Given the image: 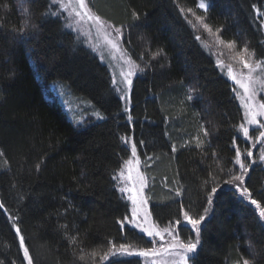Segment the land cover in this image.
<instances>
[{"label":"trees","instance_id":"16d2710c","mask_svg":"<svg viewBox=\"0 0 264 264\" xmlns=\"http://www.w3.org/2000/svg\"><path fill=\"white\" fill-rule=\"evenodd\" d=\"M198 2L93 0L101 16L123 27V45L144 69L134 79L129 122L108 68L66 29L56 3L0 0V202L6 209H0V264H26L15 226L33 264H142L136 254L100 259L113 244L142 247L144 241L127 226L122 233L117 223L129 212L113 179L127 155L122 136L143 152L150 208L160 226L181 218V204L197 217L208 208L190 264H237L242 257L264 264V222L255 206L229 186L211 205L207 200L216 182L235 172L236 146L245 149L236 131L240 106L209 49L230 50L215 39L222 29L219 37L235 41L233 50L247 46L262 57L264 0H207L206 12ZM197 17L205 18L211 35ZM54 80L89 99L103 119L73 124L45 96ZM244 186L264 206V167H249ZM10 216L18 217L15 225Z\"/></svg>","mask_w":264,"mask_h":264},{"label":"snow or ice","instance_id":"6c2138e0","mask_svg":"<svg viewBox=\"0 0 264 264\" xmlns=\"http://www.w3.org/2000/svg\"><path fill=\"white\" fill-rule=\"evenodd\" d=\"M57 3L61 11H66L68 13V16L72 18L75 25L89 24L94 27L98 34L102 33L104 35L107 44L110 45V51L119 52L121 54L119 61H122V63L113 65L109 62L108 66L111 70L112 91L117 93L119 98L124 102L125 107L123 111L127 115L128 121L131 122L132 117L129 114L127 105L130 103L133 77L138 73H142L144 69L132 59L128 50L122 47L125 38L123 27H116L111 22L97 15L92 7H90V0H57ZM197 7L206 12L209 7V2H207V0H199ZM252 7L256 10L258 15H261L260 9H258L256 5H252ZM180 11L183 13L185 10L181 8ZM188 11L191 12L192 10L188 9ZM44 15H49V13H45ZM52 15H58V13H52ZM132 17L133 20H138L139 14L133 12ZM204 19V17H197L203 29L211 35L212 29L208 24L203 22ZM24 26H28L27 21H25ZM67 27L72 28L73 24H69ZM261 27H264V21L261 22ZM221 31L222 29H216L217 35L215 39L217 43L224 45L230 50L234 49L235 41H223L218 35ZM195 39L200 41L201 38L197 35ZM243 52H248L247 46H245ZM160 54V52L154 53L152 58L155 59L156 56ZM250 55H254V53ZM100 58L102 61L104 60L103 56ZM142 58L143 57H141V59ZM238 63L242 65V69L234 70L231 64H224L223 60L220 59V55L216 57L217 67L225 71L228 79L233 82L232 91L235 98L239 100L240 107L243 109L242 119L244 122L237 127L236 131L242 134V139L246 141L253 140V137L249 134V126H252L254 131L259 132V135L256 136L253 141V146H255L257 142L264 146V100L257 98L258 94L264 93V60H256L250 63L241 56ZM243 69L247 71L245 72ZM257 70H259L262 75H255ZM193 91L194 90L191 88L188 89L189 95L186 98L188 101L194 99L192 95ZM96 118L103 119L99 113H96ZM201 128L204 135L207 136L208 132L203 128V125ZM121 142L130 150V156L127 160L123 161L124 167L120 169L119 176L113 177V179L122 180L123 186L119 187L118 190L122 196L125 193L127 194V200L130 202L131 208L130 214L125 215L124 218L117 221V223L120 225L122 233L126 226L132 230H139V233L143 234L153 246L151 248H140L137 252V250L132 248L129 244H120L118 247L113 244L109 251L101 256L100 259L107 261L110 255L137 254L145 258H160L154 259L153 264H189L190 260H194L198 245L201 244V226L208 215V208H205L203 214L197 217L190 214L189 210H185L184 206L181 204V218L173 219L163 227L153 221L152 212L148 207L149 200L145 195V189L149 186V178L145 172L140 170L143 166V162L138 153V145L133 138L128 136H122ZM202 143L203 141H200L197 137L196 146L200 147ZM233 145H235V138L233 139ZM139 146L141 149L144 148L143 140L139 141ZM176 150V145L173 144L172 151L175 152ZM0 155H3V153H0ZM144 155L146 161L152 160V157L148 156L146 152ZM241 155V150L237 147L234 162L239 165L240 174L231 175L227 180L217 181L216 186L212 187L211 192L208 194V203L210 205L213 203L214 195L223 186L232 187L242 197L247 198L251 205L255 206V209L258 210L259 220L264 222V206H262L261 201L252 198V192L247 187L243 186L249 166L242 162ZM245 155L250 158L253 153L251 150H247ZM259 159L264 161V149H262ZM37 168H39V165H37ZM134 168L135 175H133ZM125 173H127V175H125ZM213 179L215 180V177ZM179 193L180 190L177 189V195H179ZM0 209H4L2 202H0ZM4 210L6 211V209ZM9 219L15 225L18 217L10 216ZM182 228H190L191 231H194L195 239L193 240L191 237L187 241L181 239L180 230ZM20 231V228L15 226V232L19 236V247L23 250L22 258L27 264H33L29 248L25 244L24 236L20 235ZM122 238L127 239V236L122 235ZM76 239L77 237L73 236L70 238V242L75 243ZM91 255L95 257L97 254L93 252ZM86 258V254L81 250L79 259L83 261ZM237 264H251V262L242 257L241 261H237Z\"/></svg>","mask_w":264,"mask_h":264},{"label":"rangeland","instance_id":"374dc122","mask_svg":"<svg viewBox=\"0 0 264 264\" xmlns=\"http://www.w3.org/2000/svg\"><path fill=\"white\" fill-rule=\"evenodd\" d=\"M52 2L54 4L55 3L57 4L58 10L61 13V15L63 16V20L65 22L66 29H68L72 32H75L76 34L79 35V37H81L84 40L86 46L98 57L100 62L108 68L109 74L111 77V70L109 69V66H108L109 62H111L113 65H118V63H122V61H119V57L121 54L119 52L110 51V45L107 44L106 39L102 33L98 34L96 32V29L94 27L90 26L89 24L75 25L73 23L72 18H70L68 16V13L66 11H61V9L59 8V5L57 3V0H52ZM90 7H92L93 11L97 15L101 16L93 8V0H90ZM101 17L104 20L111 22L116 27H121L120 24L115 23V22H113V21H111V20H109L103 16H101ZM69 24H73V27L72 28L67 27V25H69ZM262 30H263V36H264V27H262ZM263 41H264V38H263ZM122 47L125 48L124 45H122ZM244 48H245V46L241 45L240 47L238 46L237 51L231 49V50H228L226 52L225 50H219V49H213V48H210L209 51L213 55L215 64H216L217 55H220V59L223 60L224 64H226V65L231 64L233 66L234 70H241L242 69V65L240 63H238L241 56H243L245 59H247L250 63H252L256 60H264V55L262 57H257L254 50H251V49H248V52L245 53V52H243ZM251 53H254V55H250ZM101 56L104 57L103 61L100 58ZM218 69L220 70L222 75L232 84V88H233V82L228 79L226 72L222 71L220 68H218ZM243 71L246 72L247 70L243 69ZM255 75H262V74L260 73L259 70H257V73H255ZM136 76L133 77V83H134V79L136 78ZM131 92H132V90H131ZM45 96L54 98L62 106L63 110L66 113L67 118L75 125L82 124L88 118L97 119L96 113H99V115L101 117H103L102 113L94 106V104L89 99H87L83 95H80V94L74 92L70 88V86L62 80H54V81L50 82L49 90L48 91L45 90ZM234 97H235V95H234ZM257 98L264 100V93L258 94ZM235 100L237 101L238 105L240 106L239 100L237 98H235ZM131 101L132 100H131V93H130V103L127 105L129 112H130L131 105H132ZM121 102H122L123 109H124L125 104L122 100H121ZM240 109H241V114H242V118H243V109L241 107H240ZM241 121H242L241 123L244 122L243 119ZM249 134H250V136L253 137V140H247V141L243 140L244 145L243 144H241V145L245 146L244 147L245 149H243V150L240 149L241 154H242L241 160L243 163H245L249 167H251L255 163L260 164L262 167H264V161H261L259 159V156L261 154L262 149H264V146L260 145L258 142L255 144V146H253V141L255 140V137L259 135V132L254 131L252 126H249ZM236 148H237V146H236ZM247 150L252 151V153H253L252 157H250V158L246 157L245 153ZM138 153L140 155L141 161L143 162V157H141V156H143V152H140L138 149ZM235 153H236V150H235ZM129 156H130V150L127 148V155L122 160L121 166L115 172L113 177L119 176L120 169L122 167H124L123 161L127 160L129 158ZM235 165H236V170L232 175L240 174L239 165H237V164H235ZM140 170L144 172L143 166L140 168ZM125 175H127V173H125ZM133 175H135V168L133 170ZM245 178H246V175H245ZM114 181H115V186H116L117 190L119 189V187L123 186L121 179H114ZM244 184H245V180H244L243 186H244ZM147 188L145 189V195L148 197V200H149L148 207H149V210L151 211L150 199H149V196L147 194L148 193ZM119 193H120V191H119ZM120 195L122 196L121 193H120ZM122 197L128 203L129 212L127 215H129L131 205H130V202L127 200V194L126 193L123 194ZM152 219H153V221H155L153 216H152ZM161 227H163V226H161ZM136 231L139 232V230H136ZM180 236H181V239H183L185 241H187L190 237L193 240L195 239V233H194V231H191L190 228H182L180 230ZM142 237L144 238V241L142 243V247L139 245H132L131 246L132 248L136 249L137 252L140 248H151L153 246L151 243L148 242V239L144 235ZM126 256H129V255H126ZM140 259H141L142 264H153L154 259H160V258H158V257H156V258H154V257H148V258L140 257ZM26 264H27V262H26ZM189 264H190V261H189Z\"/></svg>","mask_w":264,"mask_h":264}]
</instances>
